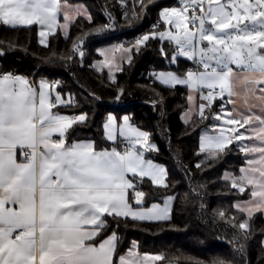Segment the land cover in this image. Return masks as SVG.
<instances>
[{
	"label": "snow or ice",
	"instance_id": "snow-or-ice-1",
	"mask_svg": "<svg viewBox=\"0 0 264 264\" xmlns=\"http://www.w3.org/2000/svg\"><path fill=\"white\" fill-rule=\"evenodd\" d=\"M138 2L144 7L145 0ZM182 2V8L165 9L161 13L165 23L174 24L176 32L146 34L129 48L114 45L101 49L100 54L105 57L110 72L113 67L122 70L124 60L131 63L133 49L139 51L141 45L158 36L174 46L170 62L178 57L192 61L195 68L182 75L162 71L154 76L169 88L186 86L190 101L193 93L198 94L206 102L198 105L202 119L206 118V108L221 101V110L214 119L223 121L224 128L232 135L226 137L223 129L220 135H202L201 151H208L207 159H217L233 140L251 139L245 126L258 124L251 131L257 133L260 143L239 146L246 154L248 167L240 169L239 177L225 175L231 188L239 193L251 186L250 199L234 206L247 218L232 226L246 230L256 212L264 213V105L259 114L239 118L233 114L235 109L229 111L225 105L234 103L231 97L236 95L234 88L238 84L254 96L257 90L264 93V0H207L206 9L204 0ZM64 6L60 0H0V23L12 28L39 25L46 29L39 33L40 43L46 44V35L54 34V28L66 30L74 22L65 12L64 23L59 24L58 14ZM189 9L191 15H185ZM75 13L91 20L84 8H77ZM107 15L109 22L88 35H101L114 27V18L110 13ZM133 18L139 17L134 13ZM209 24L211 27L206 26ZM190 25L194 30H190ZM82 39L77 37L72 49L80 56L84 55L80 47ZM161 51L168 58L163 48ZM49 88L44 80L36 87L25 77L0 74V264H37V256L39 264H139L132 249L117 257L116 232L100 237L107 226L106 217L133 221L170 218L173 197H167L163 207L156 203L144 207L147 194L137 190V177L140 182L147 178L155 186H168L166 170L146 160L144 152L137 149V144L147 143L148 133L133 127L127 115L122 122L109 115L103 125L106 139L115 143L118 136L122 137L126 142L123 151L115 146L96 151L91 141L68 144L67 131L73 124L86 122L87 115L68 117L54 113L52 109L63 101L57 94L52 102ZM121 95L123 89L119 90L117 100ZM259 98L264 100V96ZM54 134L58 135L57 139H53ZM147 150H155V146L147 144ZM18 152L23 156L20 162ZM254 153L259 154L258 159L247 158ZM218 215L225 218L223 211Z\"/></svg>",
	"mask_w": 264,
	"mask_h": 264
},
{
	"label": "trees",
	"instance_id": "trees-1",
	"mask_svg": "<svg viewBox=\"0 0 264 264\" xmlns=\"http://www.w3.org/2000/svg\"><path fill=\"white\" fill-rule=\"evenodd\" d=\"M63 1L83 6L91 20L79 15L68 31L60 29L51 34L47 44L40 43L36 25L12 28L0 23V51L4 53L0 55V71L14 70L28 81L62 80L57 89L69 96L71 102L60 110L87 115L86 122L73 124L67 131V143L91 139L97 149L111 148L113 144L106 139L103 128L110 113L118 118L129 115L132 123L148 133V139L155 145L148 156L166 166L168 186L158 187L144 179L138 180L137 189L147 194L146 205L173 197L171 217L166 221L107 217L101 235L116 232L117 257L135 244L140 253L160 255L162 259L157 264H219L220 261L264 264V214L256 212L246 230L232 226L247 218L234 206L237 201L250 199L251 187L239 193L231 188L225 175H241L240 169L247 163L245 154L235 141L217 159H207L208 154L201 151V133L221 110V101L205 109L206 118L202 119L197 112L185 122L182 114L189 107L188 88L183 85L169 88L154 76L161 70L184 74L194 69L195 64L184 58L170 62L174 46L157 36L141 45L139 51L133 49L131 63H124L114 76L107 69L99 70L95 66L101 58L100 47L114 42L131 47L150 20H161V11L180 5L179 0H145L149 17L138 28L131 15L126 19L119 10V0ZM144 7L139 5L140 12ZM108 13L114 18V27L101 35H88L109 22ZM132 26L135 28L131 29ZM164 28L161 20L158 27L144 34ZM77 37H83L80 41L83 56L72 52ZM162 48L168 58L162 54ZM69 56L72 58L68 59ZM120 89L123 95L117 100ZM220 211L225 213L224 219L218 215Z\"/></svg>",
	"mask_w": 264,
	"mask_h": 264
},
{
	"label": "rangeland",
	"instance_id": "rangeland-1",
	"mask_svg": "<svg viewBox=\"0 0 264 264\" xmlns=\"http://www.w3.org/2000/svg\"><path fill=\"white\" fill-rule=\"evenodd\" d=\"M221 2H224V0H221ZM179 3L180 5H174L172 7H166L164 8L161 13L165 10V9H171V8H182L184 6V3L182 2V0H179ZM85 9V8H84ZM148 10V8H147ZM190 10V9H189ZM149 12V10H148ZM161 13H160V17H161ZM185 15H189V11L187 13H185ZM173 20L175 19L174 17L172 18ZM161 20L164 22L165 24V28L163 29V31H172V32H176L177 29L175 28L174 24H170V23H165L164 19L161 17ZM208 27H211V25H206ZM190 27V30H194L191 28V25L189 26ZM145 34H143L144 36ZM166 40V39H165ZM206 43V42H205ZM114 45H124L122 43H118V42H115V43H112V44H105L103 45L101 49H106V48H110ZM125 48H129L130 46H125ZM98 50V51H100ZM100 53V52H99ZM101 55V54H100ZM116 56V59L117 61H119V57H120V53L117 52L115 54ZM131 56H132V53H131ZM179 58H184V59H187L185 57H178L177 60ZM177 60L173 63H176ZM105 61V57L101 55V58L95 62V66L101 70V69H107L109 71V67L106 66V64L104 63ZM128 62L127 60H124L122 63H121V67L124 63ZM192 62V61H191ZM193 63V62H192ZM234 67V71H236L235 69V66ZM119 71L117 70L116 68H112V71L110 72L111 75H115V73ZM162 71H171V72H174V73H177L176 71L174 70H161V71H158L157 73L159 72H162ZM177 74H180V73H177ZM182 75V74H181ZM188 91L190 92V90L188 89ZM234 91L236 93V95L232 96L231 99L234 101V103L232 104H229L230 106L227 108L229 111L235 109V112L233 113L234 115H236L238 118L240 115H243V116H247V115H250L252 113H257L259 114V109L262 105H264V100H261L259 97L261 96H264V93H260L258 90L256 92V95H252L251 92H247L245 90V87L242 85V84H238L235 88H234ZM55 94L57 96V94L60 95L61 99H63L64 95L58 91V89H55ZM69 97V96H68ZM193 100H189V108L187 109V111L185 112V114L183 115V118L184 120H189L191 118V116L194 114V113H197L198 111V107L196 105V93H193ZM204 102V101H202ZM206 103V102H204ZM67 105V104H66ZM67 107V106H66ZM66 109V108H65ZM69 109V108H68ZM220 110L218 112H216L215 114L219 113ZM66 114L70 115V116H79L77 115L76 113H67ZM187 114V115H186ZM258 127V124L256 122H253L250 126L249 125H246L245 128H248L249 131L246 133V135H249L251 136L252 138L249 139V140H246V141H235L237 142V144L240 146L242 144H249V145H253V144H259L260 141L256 138L257 137V133L255 132H252L251 129L253 128H257ZM223 129V134L226 136L227 135V129L224 128L223 126V121L221 120H216L214 119L213 117V120H212V123L210 126L206 127L205 130H204V134H207V135H220L221 134V131ZM241 132H245V129H242L240 130ZM203 134V135H204ZM214 150V149H213ZM207 154H208V151L206 150L205 151ZM245 154V153H244ZM246 156V154H245ZM258 156L259 154H249L247 158H257L258 159ZM245 168L248 167L247 163L246 165L244 166ZM254 167H260V165H254ZM226 174H230V173H226ZM252 175L254 176H259V173H251ZM232 175V174H231ZM251 187V186H250ZM249 199L247 200H240V201H237V203H241V202H244V201H248ZM264 214V213H263ZM135 245V244H134ZM134 245L131 246V248H134L136 249V245L134 247ZM130 248V249H131Z\"/></svg>",
	"mask_w": 264,
	"mask_h": 264
},
{
	"label": "crops",
	"instance_id": "crops-1",
	"mask_svg": "<svg viewBox=\"0 0 264 264\" xmlns=\"http://www.w3.org/2000/svg\"><path fill=\"white\" fill-rule=\"evenodd\" d=\"M60 2H61L62 5H65V6L62 8L61 12L58 14V22H59V24H63V23H64V20H63V14H64L65 12H67V13L69 14L70 18H72L73 21H74V20L79 16V15H77V14L75 13V10H76L77 8H84V7L81 6V5H72V4H69V3H67V2H65V1H63V0H60ZM70 25H71V24H70ZM36 26L38 27V32H39V33H40V31H42V30L46 31V29H42L41 26H39V25H36ZM69 27H70V26H69ZM68 29H69V28H68ZM68 29H66V30L61 29V30L65 32V31H68ZM58 30H60V28H58V27H57V28H54V29H53V33H55V32L58 31ZM50 35H51V33L46 35V44L48 43V40H49ZM41 39H42V38H41L40 35H39V40L41 41ZM114 43H115V42H114ZM119 43H121V42H119ZM111 44H112V43H111ZM100 48H101V47H100ZM100 48H99V50H100ZM99 52H100V51H99ZM0 74H5V73L0 71ZM41 80L47 81L48 84L50 85V88L47 89V91L50 93V100H51L52 102H55V97H56L55 89H57V86H54V85L51 83V81H49V80H47V79H45V78H38V79H34V80H33V79H32V80H29V82H30L33 86L38 87V84H39V82H40ZM199 99H200V98H199V95L196 94V105H197V107H198V105H199L200 103H202V101L199 100ZM61 100L63 101V103H59V104H57L56 107H54V108L52 109V111H53L54 113H58V114L63 115V116L72 117V116L66 114L65 112H63L62 110H60L61 107L65 106L66 104H68V103L71 102L70 97L64 95L63 99H61ZM229 106H230V105H229ZM229 106H228V107H229ZM188 108H189V107H188ZM186 111H187V110H186ZM186 111H185V112H186ZM197 111H198V110H197ZM185 112L182 114V119H183V120H184L183 115L185 114ZM194 114H196V113H194ZM194 114H193V115H194ZM109 115L115 116V117L117 118V121H118V122H122V118H123L125 115H127V114L122 115L120 118H118V116H117L115 113H110ZM109 115H108V116H109ZM193 115H192V116H193ZM127 116H129V115H127ZM192 116H191V117H192ZM190 119H191V118H190ZM190 119H189V120H190ZM189 120H184V121L186 122V121H189ZM130 123L132 124L133 127H136V128H138L140 131L145 132L143 129L139 128L137 125H135L134 123H132L131 120H130ZM245 127H246V126H245ZM242 129H244V128H241L240 130H242ZM204 130H205V129H204ZM204 130H203L202 133H201V137H202V135L204 134ZM231 135H232V133H230V132L227 131V135H226V137L231 136ZM57 138H58V135H57V134H54V135H53V139H57ZM87 141H91V142H93L91 139H81V140L73 141L72 143H74V142H87ZM200 141H201V138H200ZM233 141H234V140H233ZM110 142H112L113 146H115V147L117 148L118 151H119V149H120V145H121V143H126V142L123 140V138H122V137H119V136H118V139H117V141H116L115 143H114L113 141H110ZM66 143H67V139H66ZM68 144H71V143H68ZM147 144L154 145V144H153L152 142H150V140L148 139L147 143L141 142V144H137V149H139L140 151H143V152H144V158H145L146 160H151L154 164L162 166V167L166 170V173H167V176H168V172H167V168H166V166H165L164 164L160 163V162H157V161L153 160L152 158H150V157L148 156V152H149V151L147 150ZM142 145H143V146H142ZM113 146H112V147H113ZM154 146H155V145H154ZM112 147H111V148H112ZM111 148H107V150H111ZM95 150H96V151H101V150H105V149H97V148L95 147ZM22 160H23V156L18 152V162H20V161H22ZM129 177L131 178V174H129ZM135 179H136V182H137V184H138L139 177H137V178H135ZM145 179H147V178H145ZM149 181H150V180H149ZM166 183H167V178H166ZM131 191H132V190H129L130 195H131ZM168 197H171V196H168ZM166 198H167V197L163 198L162 200L152 202V203H150V204H148V205L144 204V207H151V205L154 204V203H156V204H160V205L163 207V205H164V201H165ZM130 202H131V201H130ZM172 205H173V199H172V201H171V203H170V217H171V212H172ZM133 207H136V205L133 204ZM106 219H107V217H106ZM106 222H107V220H106ZM89 227H91V226H89ZM106 236H108V235H106ZM106 236H102V235H101L100 238L102 239V238H104V237H106ZM135 248H136V249H134V248H131V249L136 253V257H134V259L137 260V261H139V264H157L158 260H155V259H153V258L156 257V256H160V255H158V254H151V253H140V252L137 250V247H135ZM129 250H130V249H129ZM129 250H128V251H129ZM128 251H127L126 253L122 254V255L127 254ZM160 257H161V256H160ZM37 264H39V256H37Z\"/></svg>",
	"mask_w": 264,
	"mask_h": 264
},
{
	"label": "built area",
	"instance_id": "built-area-1",
	"mask_svg": "<svg viewBox=\"0 0 264 264\" xmlns=\"http://www.w3.org/2000/svg\"><path fill=\"white\" fill-rule=\"evenodd\" d=\"M139 2L138 0H125V3L122 5L121 3V0H119V10L125 15V12L127 11L128 15H131L133 17V14L135 13L136 15H138L139 18L135 19L136 20V27H142L143 24H145V21H146V18L149 17V12L147 10V7H144L142 9V11L140 12L139 10ZM204 7L205 9L207 8V0H204ZM192 13V10L190 9L189 10V16L191 15ZM199 14V13H198ZM161 24V20H150L149 23L145 26L143 32H139L137 34V39L138 38H142L143 37V34L145 32H148L150 30H153L155 29L156 27H158L159 25ZM135 28L134 26L131 27V29ZM14 74V75H18L16 73V71L14 70H8V71H5V74ZM62 81L61 79H53L51 81V83L54 85V86H57L58 83ZM207 90H205L206 92ZM125 148V143H121L120 145V149L119 151H123ZM138 190V189H137Z\"/></svg>",
	"mask_w": 264,
	"mask_h": 264
}]
</instances>
